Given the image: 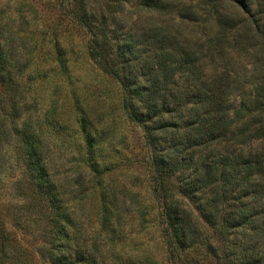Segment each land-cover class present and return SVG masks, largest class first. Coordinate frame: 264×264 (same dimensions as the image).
Segmentation results:
<instances>
[{
  "label": "trees",
  "instance_id": "trees-1",
  "mask_svg": "<svg viewBox=\"0 0 264 264\" xmlns=\"http://www.w3.org/2000/svg\"><path fill=\"white\" fill-rule=\"evenodd\" d=\"M189 1L137 0L135 15L204 23L200 53L176 24L125 20L127 0H48L41 40L12 30H29L31 2L0 12V264H264V0ZM240 51L245 74L227 59ZM54 149L89 175L93 236Z\"/></svg>",
  "mask_w": 264,
  "mask_h": 264
},
{
  "label": "rangeland",
  "instance_id": "rangeland-1",
  "mask_svg": "<svg viewBox=\"0 0 264 264\" xmlns=\"http://www.w3.org/2000/svg\"><path fill=\"white\" fill-rule=\"evenodd\" d=\"M22 1H27L31 2L33 5L38 7L37 14L34 12L32 13L33 20H31V23L29 25V30L21 31L19 29V23L18 21H14L12 23V30L13 31H20L23 35H26V33H34L35 30H38V33L36 32L33 36L35 37L36 40V34L38 37V40H41V35L39 34L40 25L39 24L42 18H45L47 20H50L51 23H55V19L57 14L52 13V11H48L46 9V5L48 0H0V12H4L5 8L6 10L8 7H13L14 10L15 7H18ZM90 1V0H89ZM128 4L125 8V11L122 15V17L125 20H129L131 16H134L135 18H138L141 22L142 27H148V26H153V24H148V22H157V25L160 26L163 23L166 25H171L172 28L174 29V24H176L178 34L181 36H186L190 38L192 43L194 44L195 48L201 52V50L204 49V45L207 39H210V30L209 29H203L204 23H201L199 25H182L179 24L178 21L174 18V16L168 14V13H163L162 16L158 15L156 12H147V13H138L135 15L136 12V6H137V0H127ZM178 1V0H176ZM195 1L192 5H198L203 2H209L210 4L214 3V0H193ZM198 2V3H197ZM187 3L191 4V1L187 0ZM28 8V6H26ZM4 9V10H3ZM10 10L13 14L14 20L18 16L14 11ZM194 10L199 11L202 13V10L199 8H194ZM26 10H29L26 9ZM31 10V9H30ZM9 14V13H8ZM30 14V13H29ZM30 15V19H31ZM34 15V16H33ZM37 16V18L35 17ZM128 16V18H126ZM35 17V18H34ZM17 32V33H18ZM70 32L74 35V44L78 45V43H84L86 40L85 36L83 35L82 32H80L78 29H71ZM206 33V35H205ZM19 34V33H18ZM21 35V34H19ZM82 40V42H81ZM28 46V49H33L34 48V40L29 41L28 38L25 43ZM14 47L15 49L21 50V41L16 40L14 42ZM20 52V51H19ZM21 57H22V52H20ZM253 57V54L248 51H240V52H234L233 55L230 57L227 56V59L233 60V64L241 72V74L246 73V67L249 66V63L251 62V58ZM23 58V57H22ZM66 122H68L71 126H74V121L72 119H69V114L66 115ZM131 141L133 145L137 144L138 138L137 136H132ZM136 153H139V150L137 148L135 149ZM69 152L65 149H54L52 153V160L54 164V169L56 171V174L59 176L58 178L66 184L68 192H70V198L74 202L75 207L78 209L80 218L82 219V222L85 226L86 229L90 230V236L94 235V230H95V225L97 224L96 222V216H95V210H94V204H95V199L94 196H92L91 191H89V175L86 172L84 168L81 171L80 174H77L75 172L76 168L73 167L72 164V158L69 156ZM137 163V162H134ZM135 169V178L136 181L134 182L135 186L131 187L133 191H139L143 192V196L147 195L146 193V185L149 183V175L147 171L144 169H141L140 166L138 167V164L133 167ZM19 172V171H18ZM18 172H13L11 175L16 176L18 175ZM88 189V190H87ZM86 191V192H85ZM84 192V193H81ZM90 192L89 197L83 198L85 195H87ZM13 203H17L15 200H12ZM190 209L192 213L194 214V218L197 219L200 223V230L202 233H204L205 236H208L210 241L212 243L216 244L215 235L208 225H206L203 220L199 217L198 212L194 209V206L189 203ZM124 211V219L122 220L123 227H125V234L129 237L134 236V229L131 228V224H133L134 218V213H132V210L129 208H123Z\"/></svg>",
  "mask_w": 264,
  "mask_h": 264
}]
</instances>
